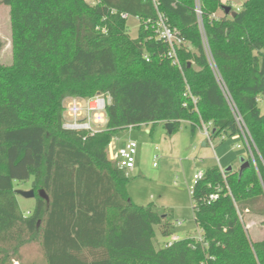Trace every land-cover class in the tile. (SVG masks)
I'll return each instance as SVG.
<instances>
[{
  "label": "trees",
  "instance_id": "obj_1",
  "mask_svg": "<svg viewBox=\"0 0 264 264\" xmlns=\"http://www.w3.org/2000/svg\"><path fill=\"white\" fill-rule=\"evenodd\" d=\"M199 2L201 18L196 0L1 1L13 63L0 64V264H26L32 244L41 264H264V238L246 228L264 218V0L235 17L218 14L221 0ZM122 14L139 19L136 37ZM160 16L180 41L179 64L157 37ZM97 93L111 96L106 126L64 129V102ZM236 116L251 137L249 167L208 168L191 194L202 240L156 248V227L167 237L173 225L133 202L110 144L130 126L173 123L175 133L184 122L192 133L211 124L222 143L241 137ZM30 180L35 205L24 214L15 186Z\"/></svg>",
  "mask_w": 264,
  "mask_h": 264
},
{
  "label": "rangeland",
  "instance_id": "obj_2",
  "mask_svg": "<svg viewBox=\"0 0 264 264\" xmlns=\"http://www.w3.org/2000/svg\"><path fill=\"white\" fill-rule=\"evenodd\" d=\"M0 0V64L11 65L13 63V48H12V22L10 16V7L1 3ZM246 0H221L225 6L232 7L237 10ZM221 11V10H220ZM222 12V11H221ZM128 25L130 34L136 37L138 34L139 21L134 17H129ZM71 103L70 99L64 102L65 113L64 119H69L68 108ZM261 111L264 113V102L260 103ZM151 133H148V130ZM131 135L138 143V148L144 147L145 144L151 143L160 145L162 139L167 137V140L181 137L182 143L181 152L172 154L170 157L177 160L178 166L175 170L162 172V177L157 178L154 174L149 175V159L145 161L146 174L141 177L128 176L129 182L127 192L133 202L138 206L147 207L149 205L156 206L161 215H166L167 220L173 225V234L183 237L198 238L202 234L198 230L194 221L193 203H192V187L194 186L195 172L199 169L206 170L211 162L220 165L223 169L232 167L234 170H239L241 167V159L248 158V150L241 138H225L221 143V138L214 140L213 146L209 150H199L192 148L190 143L191 132L190 128L186 130L182 124L181 127L172 135H167L163 125L141 126L139 128L125 129L116 135V139L120 142L128 140ZM119 142V143H120ZM240 145V148L238 147ZM120 144H117V148ZM212 155V160L207 154ZM109 154V148H108ZM201 157L205 160L201 161ZM140 160V155H138ZM154 159L152 158L151 167L153 171L161 173L162 165L153 167ZM159 164V161H157ZM215 166V165H214ZM154 173V172H152ZM164 173V174H163ZM16 190L30 191L32 189V180L25 183H18L15 186ZM37 193V192H36ZM18 202L24 214L31 212L35 205V199H26L18 195ZM264 218L249 216L247 220V229L253 231V239L264 238ZM177 222H183V226H177ZM171 236H163L156 227V236L154 244L156 248H164L165 244L171 240ZM252 235V234H251ZM21 258L26 264L42 263V252L38 244H32L25 248L21 253ZM13 264V263H9Z\"/></svg>",
  "mask_w": 264,
  "mask_h": 264
},
{
  "label": "built area",
  "instance_id": "obj_3",
  "mask_svg": "<svg viewBox=\"0 0 264 264\" xmlns=\"http://www.w3.org/2000/svg\"><path fill=\"white\" fill-rule=\"evenodd\" d=\"M154 6L157 8L159 6L160 0H151ZM197 1V15L201 18L202 12L200 9V2ZM123 19H127L130 17L128 14H122ZM137 19V18H136ZM139 21V19H137ZM150 23V21H147ZM205 47L207 49V41L204 34V31L201 30ZM156 33L158 39L167 43L170 47L168 56L173 60L174 64H179L176 52V43L180 41L177 39L174 32L168 27L165 23L162 16H160L159 21L156 24ZM71 103L68 108L69 119H64L63 128L70 131H85L89 135L93 136L102 130L108 121L107 118V107L111 103V96L106 93H97L95 96L90 98H69ZM195 102V101H194ZM236 120L241 129V138L247 147L248 153L252 155V145L250 142V134L240 116H236ZM133 126H130L129 129H133ZM203 133L210 145L213 146V140L210 137L211 124H203L202 126ZM240 148V145L238 146ZM111 155V154H110ZM137 155H138V143L134 140H129L124 147L119 148L116 153L110 156L111 160L117 162L118 167L123 170L126 175L133 171L136 168L137 163ZM154 166H157V163H154ZM222 170V169H221ZM224 173V170H222ZM205 177V172L198 171L194 175V186L198 182L202 181ZM192 187V190L194 188ZM219 198L217 194H213L210 196V201H215ZM177 226H182L183 222H177ZM198 240H202V234L197 238ZM181 240L179 236L172 235L170 241H168L165 246L170 247L175 242Z\"/></svg>",
  "mask_w": 264,
  "mask_h": 264
},
{
  "label": "crops",
  "instance_id": "obj_4",
  "mask_svg": "<svg viewBox=\"0 0 264 264\" xmlns=\"http://www.w3.org/2000/svg\"><path fill=\"white\" fill-rule=\"evenodd\" d=\"M221 11L218 13L219 15L224 13L223 11L222 12ZM261 102L263 103L264 99ZM182 124L185 126L186 130L188 128H190V132H191V127H190L189 123L184 122ZM158 125H163L164 129L166 130L165 124L160 123ZM151 132H152L151 130H148V133H151ZM173 134L169 135L167 132V135H169V136H172ZM132 138H133V136L131 135V137L128 140H125L123 142H120L119 139L114 138V140L112 141V143L109 146V158L111 155L113 156L119 148L124 147L129 140H134ZM166 138L167 137H164L162 139L159 146L156 144L154 145L151 143H147L144 145V147L138 148V155H140V160H138V155H137L136 168L133 171H131L128 174V176L141 177V175L146 174L145 161L147 158L149 159L148 164L150 165V166H148L149 167V175L154 174V176H156L157 178H160V177H162V175H161L162 172L175 170L178 166L177 160H174V158L172 159L170 156L172 154H179L181 152V148H182V143L180 141L181 137L180 138L176 137L175 139H171V140H167ZM236 138L239 139L238 136ZM190 143L192 144V148L196 149V151H194L195 154H197L199 152L200 148H201V150L203 149L204 151H206V150L208 151L209 148L212 146L208 143V141H207V139L203 133V130L199 129V128L196 131V133L191 132ZM117 144L118 145L120 144V146L118 148H117ZM213 144H214V141H213ZM207 155L209 156V159L212 160L211 153L207 154ZM152 158L154 159V163L155 162L157 163V161H159V164H157V166L162 165L161 173H158L157 171H153V168L151 167ZM202 160H205V158L201 157V161ZM154 163H153V167L155 168L156 166H154ZM214 165H217V164L214 162H211V164H209V166L206 168V170L208 168L214 166ZM219 167L222 170H226V169H223L220 165H219ZM206 170L199 169L198 171L205 172ZM198 171H196V172H198ZM152 172H154V173H152ZM179 237H180V239H183V237H181V236H179Z\"/></svg>",
  "mask_w": 264,
  "mask_h": 264
},
{
  "label": "water",
  "instance_id": "obj_5",
  "mask_svg": "<svg viewBox=\"0 0 264 264\" xmlns=\"http://www.w3.org/2000/svg\"><path fill=\"white\" fill-rule=\"evenodd\" d=\"M222 11L225 13V15H230L232 17H235L236 16V11H233L232 10V7L230 6H225L223 5L222 6ZM165 128H166V131L168 132L169 135L173 134V130H174V124L173 123H166L165 124ZM241 167H240V172L242 173L246 168L249 167V162L246 161L245 158H242L241 159ZM233 168L232 167H228L226 169V172L232 170ZM16 194L17 195H20L26 199H34L36 194H35V191L33 189H31L30 191H22V190H16ZM40 195L46 199H48V197L45 195L44 191H41L40 192Z\"/></svg>",
  "mask_w": 264,
  "mask_h": 264
}]
</instances>
